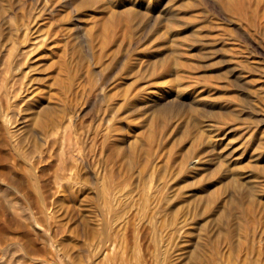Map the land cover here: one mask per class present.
Listing matches in <instances>:
<instances>
[{"label": "bare ground", "instance_id": "bare-ground-1", "mask_svg": "<svg viewBox=\"0 0 264 264\" xmlns=\"http://www.w3.org/2000/svg\"><path fill=\"white\" fill-rule=\"evenodd\" d=\"M262 84L264 0H0L13 264H264Z\"/></svg>", "mask_w": 264, "mask_h": 264}, {"label": "rangeland", "instance_id": "rangeland-1", "mask_svg": "<svg viewBox=\"0 0 264 264\" xmlns=\"http://www.w3.org/2000/svg\"><path fill=\"white\" fill-rule=\"evenodd\" d=\"M262 85H264V84H262ZM3 189H6V187L3 186ZM41 232H42L43 238H49L50 239V237H52L51 240L49 241V243L51 242L52 244H55L56 238L63 235V232L61 230L46 231L45 229H43ZM24 239H25L24 233L22 231L18 230V228L14 227V226L7 227V231H6L4 240H2L0 242V264H13V260H14L13 257H14V255L19 254L18 250L22 246ZM112 247L113 246L110 245L108 251H111ZM57 249L58 248L56 247V245L55 246L54 245L53 246H50V245L45 246L44 243L38 241L37 242V251L33 255L34 258H36V260L34 262L42 264L43 260H47L48 258H50V256L57 254V256L55 257L54 264H86V262L84 261L85 260L84 255H82V257H80V256L79 257L77 256L74 258L70 257L69 258L70 263H69V261L67 260L68 257L61 255V251L58 252ZM46 256H48V257H46ZM27 259H29V258L26 257L24 259V261H26ZM29 264H33V263H29Z\"/></svg>", "mask_w": 264, "mask_h": 264}]
</instances>
